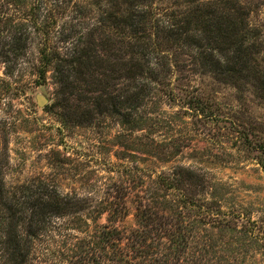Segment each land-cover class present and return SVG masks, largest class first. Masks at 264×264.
<instances>
[{
    "label": "rangeland",
    "instance_id": "374dc122",
    "mask_svg": "<svg viewBox=\"0 0 264 264\" xmlns=\"http://www.w3.org/2000/svg\"><path fill=\"white\" fill-rule=\"evenodd\" d=\"M229 1L246 12L249 70L219 77L210 73L202 65L200 49L194 48L201 33L189 32L190 38L163 49L167 78L153 83L142 107L130 112L134 124L124 110L95 109L98 94L75 79L69 78L78 87L76 93L63 96L53 70L43 85L36 84V55L30 54V63L11 75L0 61V178L9 188L33 179L52 182L62 194L81 200L78 205L85 203L83 211L62 221L64 228L49 244L37 243L38 254L28 264L78 263L81 241L87 238L84 231L91 234L98 224L121 230L120 244L129 250L127 238H137L135 232L143 224H148L145 231L156 232L157 222L166 226L170 221L173 203L162 201L167 195L170 201L184 195L189 205H198L183 210L174 225L184 234L200 226L207 230L201 238L213 246L211 264H264V0H144L135 12L146 11L151 25L184 24L194 17L195 28L200 15L215 24L211 3L224 9ZM116 2L120 0H55L59 10L65 9L58 15L88 26L94 25L99 9L109 12ZM0 12L15 23L23 16L15 0H0ZM150 24L148 32L153 33ZM5 31L0 33V48L9 42ZM109 35L116 41L117 50L110 49L115 62L126 63L137 37L120 44L117 35ZM128 87L123 79L109 92L124 95ZM186 171L199 177L187 179ZM166 182L178 189L164 188ZM141 206L154 217L140 218ZM115 208L118 213L110 215ZM96 210L103 214L97 216ZM45 247L50 252L43 256ZM199 249L194 248L196 260ZM106 252L113 256L114 250Z\"/></svg>",
    "mask_w": 264,
    "mask_h": 264
},
{
    "label": "trees",
    "instance_id": "16d2710c",
    "mask_svg": "<svg viewBox=\"0 0 264 264\" xmlns=\"http://www.w3.org/2000/svg\"><path fill=\"white\" fill-rule=\"evenodd\" d=\"M143 1L120 0L112 5L109 12L99 9L101 13L94 25L88 26L84 21L78 23L80 20L76 18L58 15L65 9L59 10L55 0H15L16 7L23 13L17 23L7 17L6 13L2 15L0 12V33L6 30L9 34V42H5V48H0V61L5 65V71H9L11 75L12 71L23 69L25 64L30 63V54L36 55L33 62L36 84L43 85L47 74L53 70L63 96L75 94L78 87L74 86V82H79L98 94L94 98L95 109L115 113L124 110L128 112L129 119H132L131 123L136 119L130 112H136L142 107L152 89L151 85L167 78L169 70L162 65L165 60L163 56L166 55L163 49L190 38L189 32L201 33L202 40L194 48L200 49L198 55L204 60L202 65L210 73L219 77L227 72L238 71L243 74L249 70L247 43L251 31L246 25L247 18H243L246 12L237 7L236 1L226 2L227 7L224 9L217 7L216 2L211 3V20L216 24L221 19V24L215 30V24H210L209 19L202 15L198 16L196 23L199 25L195 28L194 17L184 24L179 22L163 25L161 21H155L151 25L145 18L146 11L140 9L135 12V8L139 9ZM6 5L12 6L10 2ZM147 24L152 26L153 33L148 32ZM128 30L130 34L127 33ZM107 31L117 35L120 44L124 43V38L133 40L137 37L136 44L132 46V55L126 63L115 62L116 53H111L110 49L117 50L116 41ZM136 47L139 49L137 53ZM101 52H105V56ZM118 56L123 58L125 54ZM152 60H155L153 66ZM69 78L75 81L71 83ZM123 79L128 80L129 86L124 95L110 93V87ZM186 172L187 179L199 177L192 171ZM200 181H203L202 177ZM178 182L181 183V180ZM164 184H167L164 188L178 189L177 184L173 185L172 182ZM177 197L170 201L168 195L163 196L162 201L173 203L167 216L170 221L164 222L166 226L157 222L160 225H157L156 232H147L145 230L148 224H143L135 232L137 238H127L132 245L129 250L127 245L120 244L123 241L121 230L110 224H98L91 230V234L85 230L87 238L81 241L83 256L75 264H136L135 259L139 264H211L209 250L213 246L210 243L204 245L201 238L202 233L207 230H199L200 226L194 232L192 229H185L184 234V231L175 228L178 219L183 217V210L198 207L195 204L189 205L184 195ZM149 199L146 203L150 205L152 200ZM110 201L112 200L107 203L112 206L113 202ZM80 202L70 195L62 194L52 182L33 179L18 188H9L4 179L0 178V264H28L34 261V256L39 251L37 243L49 244L53 236L64 228L62 221L85 209V203L78 205ZM147 212V208L138 207L140 218L154 217L155 214L146 215ZM96 213L97 216L103 214L99 210ZM116 213L118 210L115 208L110 215ZM161 218L164 219V215ZM141 221L144 223L142 219ZM86 224L88 227L89 224ZM197 247L200 248L197 251L198 260L194 257V248ZM108 248H113V256H108ZM43 249L42 255L46 256L50 249Z\"/></svg>",
    "mask_w": 264,
    "mask_h": 264
},
{
    "label": "water",
    "instance_id": "95a60500",
    "mask_svg": "<svg viewBox=\"0 0 264 264\" xmlns=\"http://www.w3.org/2000/svg\"><path fill=\"white\" fill-rule=\"evenodd\" d=\"M45 103H46V101H45V100H39V104H40L41 106H44V105H45Z\"/></svg>",
    "mask_w": 264,
    "mask_h": 264
}]
</instances>
